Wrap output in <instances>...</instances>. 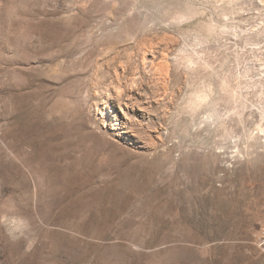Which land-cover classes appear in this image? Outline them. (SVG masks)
Segmentation results:
<instances>
[{
  "label": "rangeland",
  "instance_id": "374dc122",
  "mask_svg": "<svg viewBox=\"0 0 264 264\" xmlns=\"http://www.w3.org/2000/svg\"><path fill=\"white\" fill-rule=\"evenodd\" d=\"M263 225L264 0H0V264H264Z\"/></svg>",
  "mask_w": 264,
  "mask_h": 264
},
{
  "label": "built area",
  "instance_id": "2783aa9c",
  "mask_svg": "<svg viewBox=\"0 0 264 264\" xmlns=\"http://www.w3.org/2000/svg\"><path fill=\"white\" fill-rule=\"evenodd\" d=\"M259 251L264 255V225L261 227V235L257 242Z\"/></svg>",
  "mask_w": 264,
  "mask_h": 264
},
{
  "label": "bare ground",
  "instance_id": "6f19581e",
  "mask_svg": "<svg viewBox=\"0 0 264 264\" xmlns=\"http://www.w3.org/2000/svg\"><path fill=\"white\" fill-rule=\"evenodd\" d=\"M144 63H145V62H144ZM161 68H162V67H161ZM164 69H165V68H164ZM152 70H153V69H152ZM155 70H156V69H155ZM160 70H161V69H160ZM162 70H163V69H162ZM119 93H120V91H118V95H120ZM199 102H201L200 99H196V100L193 102V104L196 105V104H199Z\"/></svg>",
  "mask_w": 264,
  "mask_h": 264
}]
</instances>
